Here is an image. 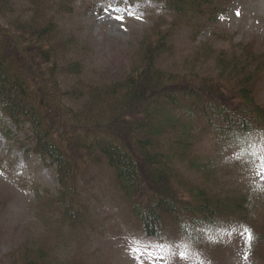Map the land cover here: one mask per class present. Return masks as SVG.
<instances>
[{"label": "trees", "instance_id": "1", "mask_svg": "<svg viewBox=\"0 0 264 264\" xmlns=\"http://www.w3.org/2000/svg\"><path fill=\"white\" fill-rule=\"evenodd\" d=\"M74 1L0 0V110L58 185L56 194L38 195L46 235L27 236L5 264H82L55 250L88 226L95 231L93 191L103 177L149 241L207 253L247 229L264 259L250 195L196 178L214 173L196 158L206 131L232 149L264 145V53L241 44L218 51L210 35L164 66L176 54L175 30L189 31L195 43L227 16L225 0H154L164 6L160 22L139 39L126 69L99 85L86 76L87 50L68 30Z\"/></svg>", "mask_w": 264, "mask_h": 264}, {"label": "rangeland", "instance_id": "2", "mask_svg": "<svg viewBox=\"0 0 264 264\" xmlns=\"http://www.w3.org/2000/svg\"><path fill=\"white\" fill-rule=\"evenodd\" d=\"M223 5L227 16L209 23L195 43H191L189 31L175 30L176 54L164 63L165 67L181 62L210 35L218 51H231L241 44L264 53V0H225ZM74 6V15L67 21L68 30L86 48V76L98 85L100 81L113 80L126 69L139 39L160 22L164 9L154 0H76ZM76 57L73 54L67 58ZM258 101L264 107V85ZM219 137L209 131L200 137L197 161L212 163L215 168L210 175L196 177L198 185L224 193H248L249 208L261 220L258 229L264 230V145L232 149ZM28 148L25 132L0 110V264H5V256L27 236L46 235L47 225L39 219L36 209L38 195L56 194L58 187L54 172L36 155L28 153ZM113 195L116 196L105 177L96 183L93 199L97 198L100 209L93 221L95 231L89 233L88 226L80 239L66 237L58 243L57 255L82 264H264L258 245L253 239L250 245L246 243V236L239 231H233L221 247H210L207 253L186 244L167 248L149 242L141 228L129 220L125 205Z\"/></svg>", "mask_w": 264, "mask_h": 264}, {"label": "snow or ice", "instance_id": "3", "mask_svg": "<svg viewBox=\"0 0 264 264\" xmlns=\"http://www.w3.org/2000/svg\"><path fill=\"white\" fill-rule=\"evenodd\" d=\"M118 19L122 20L123 18L122 17H118ZM262 163H264V160H262ZM243 234L246 236V243H248L250 245L251 240H252V235H251L250 231L245 229Z\"/></svg>", "mask_w": 264, "mask_h": 264}]
</instances>
